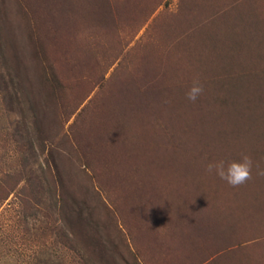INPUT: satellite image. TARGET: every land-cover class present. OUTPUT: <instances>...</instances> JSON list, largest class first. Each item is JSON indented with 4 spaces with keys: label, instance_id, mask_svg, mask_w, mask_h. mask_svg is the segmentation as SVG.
Instances as JSON below:
<instances>
[{
    "label": "rangeland",
    "instance_id": "obj_1",
    "mask_svg": "<svg viewBox=\"0 0 264 264\" xmlns=\"http://www.w3.org/2000/svg\"><path fill=\"white\" fill-rule=\"evenodd\" d=\"M242 153L245 184L206 173ZM257 163L264 0H0V264H264Z\"/></svg>",
    "mask_w": 264,
    "mask_h": 264
},
{
    "label": "trees",
    "instance_id": "obj_2",
    "mask_svg": "<svg viewBox=\"0 0 264 264\" xmlns=\"http://www.w3.org/2000/svg\"><path fill=\"white\" fill-rule=\"evenodd\" d=\"M221 101V100H219ZM245 104L248 105H255L252 104V99H246L245 100ZM217 104V103H216ZM214 105V104H213ZM258 105V104H257ZM256 105V107L254 108V111H251V116L254 115H258L257 113L260 111V108H257L258 106ZM262 108V106H261ZM256 109V110H255ZM219 111L220 110H215V114L213 113V115H219ZM215 116H212L211 118L214 120H217ZM244 117H245V123H246V118L248 117V112L245 111L244 112ZM205 123L203 121H200V125H204ZM200 126V132H197V136H194L195 138H198L199 135L203 134L204 132H201V129H204L203 127ZM41 167L39 169L43 170V172L46 174L47 173V178H46V182L48 183V185L51 186V188L55 187L58 188V184H60V178L59 176L56 174V170H55V166L53 165V163H50V161L47 159V157H45L43 159V163L40 164ZM58 180V181H57ZM35 179H30L29 177L25 179L24 184L22 185L21 189L28 192V193H33V192H37V186L35 184ZM61 187V186H59ZM56 201L58 204H60V207H57V213L59 212L60 214H62L63 218H66V220L64 219V221H67V223L74 227L71 231V235L72 237H75V235L77 234L75 228L78 231H83V233L85 234V230H87V228L89 227V223H88V219L84 217L83 215V210L84 207H82V200L76 199L78 201H76L75 199H73L72 197L68 196V199L70 200L71 203V208L68 210V212H66L65 208H63V206H65V201H64V197L63 195L59 194L56 197ZM76 202H75V201ZM56 204V202H55ZM76 225L79 227V229L75 226ZM80 236V235H79ZM264 237V236H263Z\"/></svg>",
    "mask_w": 264,
    "mask_h": 264
},
{
    "label": "clouds",
    "instance_id": "obj_3",
    "mask_svg": "<svg viewBox=\"0 0 264 264\" xmlns=\"http://www.w3.org/2000/svg\"><path fill=\"white\" fill-rule=\"evenodd\" d=\"M204 88L198 81L194 80L192 86L186 92V98L195 102L202 94ZM254 161L248 154H241L239 160L211 161L205 166V171L208 174H215L218 178L225 181L231 187H239L253 179ZM256 175L264 177V168L255 164Z\"/></svg>",
    "mask_w": 264,
    "mask_h": 264
}]
</instances>
